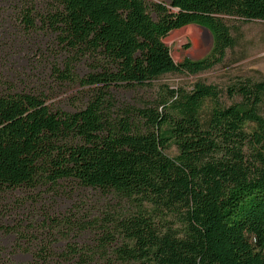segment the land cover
Instances as JSON below:
<instances>
[{"label": "trees", "instance_id": "16d2710c", "mask_svg": "<svg viewBox=\"0 0 264 264\" xmlns=\"http://www.w3.org/2000/svg\"><path fill=\"white\" fill-rule=\"evenodd\" d=\"M31 3L17 29L55 36L51 73L88 88L87 101L63 109L0 70V193L73 181L121 206L95 247L44 242L27 264H264V78L162 85L136 102L117 96L225 62L241 30L226 18L264 20V0ZM189 24L212 31L213 50L177 62L166 38Z\"/></svg>", "mask_w": 264, "mask_h": 264}, {"label": "rangeland", "instance_id": "374dc122", "mask_svg": "<svg viewBox=\"0 0 264 264\" xmlns=\"http://www.w3.org/2000/svg\"><path fill=\"white\" fill-rule=\"evenodd\" d=\"M49 1L37 0L36 9L44 10ZM159 1L171 2L148 0L150 4ZM31 2L0 0V41L10 43L0 52V70L10 76L18 89L40 93L48 103L66 110L81 107L87 101L88 88L79 82L59 81L51 73V63L61 54L55 36L44 31L25 38L17 29L21 8L30 6ZM154 16L158 17L155 13ZM226 19L241 30L235 32L239 45L229 51L225 62L197 74H167L156 80L154 88L121 89L117 90V96L136 102L155 96L162 85L192 87L198 81H205L225 88L242 77L263 79L264 20ZM166 42L177 62L186 58L203 59L211 54L214 46L209 31L196 24L173 31ZM77 69L80 76L90 70L87 63L79 64ZM21 72L22 77L17 78ZM170 153L176 155L177 148ZM120 206L117 199L73 181H62L56 190L41 186L3 191L0 193V264H27L34 258L33 250L44 242L56 251H62L68 243L95 247L102 227Z\"/></svg>", "mask_w": 264, "mask_h": 264}, {"label": "water", "instance_id": "95a60500", "mask_svg": "<svg viewBox=\"0 0 264 264\" xmlns=\"http://www.w3.org/2000/svg\"><path fill=\"white\" fill-rule=\"evenodd\" d=\"M203 28H204V29H207V30L210 31V33H211V38H212V42H213V44H214L215 37H214V34L212 33V31H211L209 28H207V27H203Z\"/></svg>", "mask_w": 264, "mask_h": 264}, {"label": "bare ground", "instance_id": "6f19581e", "mask_svg": "<svg viewBox=\"0 0 264 264\" xmlns=\"http://www.w3.org/2000/svg\"><path fill=\"white\" fill-rule=\"evenodd\" d=\"M205 30H207V29H205ZM207 31H209V30H207ZM209 35L211 36V33H210V31H209Z\"/></svg>", "mask_w": 264, "mask_h": 264}]
</instances>
